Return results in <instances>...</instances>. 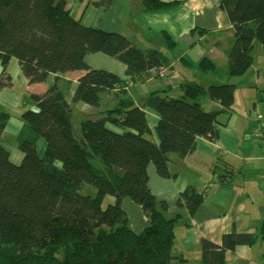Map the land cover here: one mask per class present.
Here are the masks:
<instances>
[{
  "label": "trees",
  "instance_id": "trees-1",
  "mask_svg": "<svg viewBox=\"0 0 264 264\" xmlns=\"http://www.w3.org/2000/svg\"><path fill=\"white\" fill-rule=\"evenodd\" d=\"M81 1L107 9L112 5V0ZM142 5L146 12L157 13L177 2L142 0ZM221 6L234 32L226 74L233 81L208 87L188 82L180 97L154 91L137 105L126 95L125 80L92 68L86 57L114 58L126 67L130 81L143 82L170 66L166 52L142 49L120 32L83 25L67 0H0V88L12 85L8 66L13 58L30 84L56 76L45 93L31 95L37 110L21 116V164L13 163L0 144V264H185L173 254L182 214L168 216V203L153 195L149 166L161 178H174L170 154L183 160L196 151L199 138L217 141L225 124L221 117L235 113L237 83L254 65L255 40L264 46V0H221ZM164 36L169 48L177 45L169 34ZM196 68L218 73L207 58ZM74 71L83 75L69 100L72 82L62 76ZM112 92L115 104L102 109V96ZM205 95L212 102L208 110L201 105ZM81 102L102 109L100 115L78 116L75 107ZM146 109L159 116L154 129ZM6 118L0 119V131ZM254 130L264 133L254 128L248 135ZM153 132L157 142L150 138ZM42 139L43 155L38 151ZM226 168L229 172L217 176V182L232 180L235 172ZM85 184L97 190L94 197L81 193ZM185 194L194 214L205 198L194 188ZM108 195L115 202L103 207ZM127 198L148 215L140 233L129 226L122 206ZM257 238L233 231L224 236L223 246L203 239L200 264H225L227 249L251 245Z\"/></svg>",
  "mask_w": 264,
  "mask_h": 264
},
{
  "label": "crops",
  "instance_id": "crops-1",
  "mask_svg": "<svg viewBox=\"0 0 264 264\" xmlns=\"http://www.w3.org/2000/svg\"><path fill=\"white\" fill-rule=\"evenodd\" d=\"M67 1L71 14L83 25L123 33L138 47L160 49L171 59L170 66L157 73L159 77L132 82L126 75V67L116 59L102 54L86 57V62L92 68L106 70L125 80L126 95L137 105L154 91H165V94L173 97L188 82L202 84L200 76L208 79L213 74L203 73L196 68L198 62L205 58L218 68L228 67L227 52L233 44L234 32L221 0H163L177 2V5L157 13L146 12L142 0H112L108 9L96 7L90 1ZM165 33L171 36L176 46L168 47ZM2 71L0 65V81ZM8 72L12 85L0 88V119L7 116L0 131V144L9 151L12 162L19 165L24 157L19 148V136L23 128L21 116L27 110H37L31 95L45 93L55 82L56 76L51 75L43 83L30 84L15 58L10 60ZM258 72L254 63L238 80L241 91L237 87L235 113L221 117L225 124L219 127L217 141L199 138L193 154L183 160L174 155L169 162L174 178H161L155 168L149 166V184L153 195L168 203V216L182 214L176 223L173 254L183 257L185 264H200L201 240L223 246L224 236L233 231L253 234L258 238L251 245L227 249L225 264H264V238L261 237L264 225V147L248 135L254 128L264 132V89L259 88L261 75ZM82 75L83 71H74L62 76L63 81L72 82L67 90L69 100ZM244 82L247 86L243 89ZM246 88L250 90V98L244 109L240 110L239 93H243ZM113 94L102 96V109L115 104ZM75 108L81 117H98L102 110L82 102ZM146 114L154 129L159 122L158 114L150 109H146ZM152 134L150 138L157 142L154 132ZM38 144L39 153L43 155L45 150H40L41 143ZM227 166L235 172L232 180L217 182V176L229 172ZM189 188H194L205 198L194 214L189 213L191 202L185 194ZM126 200L122 202L123 207ZM142 215L145 228L148 215L143 211ZM130 228L136 233L143 229Z\"/></svg>",
  "mask_w": 264,
  "mask_h": 264
},
{
  "label": "rangeland",
  "instance_id": "rangeland-1",
  "mask_svg": "<svg viewBox=\"0 0 264 264\" xmlns=\"http://www.w3.org/2000/svg\"><path fill=\"white\" fill-rule=\"evenodd\" d=\"M154 43H157V42H154ZM252 56H253V59H254V63H255V65H257L258 70H259L258 74L261 75L260 76V80H259V86H260L259 88L264 89V46L258 40H255L254 47H253V50H252ZM177 66H180V65L178 64ZM217 71H218V73L212 74L211 77L208 78V79L206 77H204V76H200V78L202 80L201 82H203L202 84L205 87H208L210 84H215V85H217V84H225V83L233 81V79L229 80V78L226 76L227 71H228L227 68H223V67H219L218 68L217 67ZM199 73H201V72H199ZM210 80H214V81H210ZM237 86H239V84H237ZM246 86L247 85L244 82L243 89ZM238 90L241 91V87H238ZM182 94H183L182 91H180V93L178 95H177V93H175L173 95V97H180ZM250 94L251 93H250V90L248 88H246L243 91V93L242 92L239 93V98H240L241 101H240L238 107H239L240 110L244 109V106L247 104L248 99L250 98ZM262 94L264 95L263 91H262ZM210 103H212V102H211V99L209 98L208 95H205L204 97H202L201 105H202V107L204 109L208 110ZM39 143H41L40 144V150L41 149H42V151H43V149L45 150L46 149L45 140L42 139ZM38 149H39V146H38ZM173 156H174V154H170L171 158ZM81 193L83 195H89V196L94 197L96 195V193H97V190L93 186H91L89 184H85L82 187V189H81ZM186 198L188 199V196ZM126 201L127 202L124 204L123 209H125L126 212H127V215H128V218H129V222H130V226H132L133 228H138V229H142L143 228L142 229V231H143L144 230L143 226H145V225H143L142 211L145 212L144 209L140 205L136 204L130 198H127ZM114 202H115L114 197L108 195L105 198L104 202H103V207H107L110 203L113 204Z\"/></svg>",
  "mask_w": 264,
  "mask_h": 264
},
{
  "label": "built area",
  "instance_id": "built-area-1",
  "mask_svg": "<svg viewBox=\"0 0 264 264\" xmlns=\"http://www.w3.org/2000/svg\"><path fill=\"white\" fill-rule=\"evenodd\" d=\"M249 137L259 141L264 146V133L254 130L251 134H249Z\"/></svg>",
  "mask_w": 264,
  "mask_h": 264
}]
</instances>
